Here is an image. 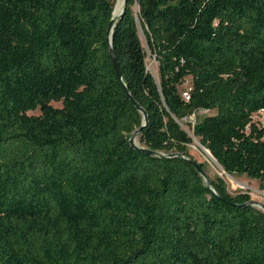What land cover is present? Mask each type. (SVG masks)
Wrapping results in <instances>:
<instances>
[{
    "label": "trees",
    "instance_id": "1",
    "mask_svg": "<svg viewBox=\"0 0 264 264\" xmlns=\"http://www.w3.org/2000/svg\"><path fill=\"white\" fill-rule=\"evenodd\" d=\"M126 1L0 0V264H264V212L178 122L211 111L200 145L264 181V0Z\"/></svg>",
    "mask_w": 264,
    "mask_h": 264
},
{
    "label": "rangeland",
    "instance_id": "2",
    "mask_svg": "<svg viewBox=\"0 0 264 264\" xmlns=\"http://www.w3.org/2000/svg\"><path fill=\"white\" fill-rule=\"evenodd\" d=\"M117 0H114V7ZM123 5V2H122ZM143 38V37H142ZM143 45L147 52L146 66L152 75L158 76L157 62L153 56H151L150 51L147 48L144 38L142 39ZM189 80L184 81L183 86L186 88L189 86ZM54 106H59L58 102L52 103ZM29 114H38V110L29 111ZM209 110H197L191 115L186 116L179 120L181 127L192 137V143L188 146L189 152L192 155L194 161L201 162L204 164V175L208 180L220 177L224 180L227 190L230 194L235 195L238 192H247L250 196L251 201L254 202V206L261 209L264 212V181L251 179L246 176H236L226 174L220 166H218L215 161L211 158L207 151L200 145L198 138L193 134V127L197 121H199L203 116L210 114ZM253 120L258 124L264 122L263 111L253 114ZM138 144V137L136 136ZM205 181V180H204Z\"/></svg>",
    "mask_w": 264,
    "mask_h": 264
},
{
    "label": "water",
    "instance_id": "3",
    "mask_svg": "<svg viewBox=\"0 0 264 264\" xmlns=\"http://www.w3.org/2000/svg\"><path fill=\"white\" fill-rule=\"evenodd\" d=\"M126 3H127V1H126V0H123V5H122L121 10L119 11V13H118L117 15H114L113 12H112V19H111V22H110V25H111V26H112L113 21L115 20V18H116V17H119L120 15H122V13H123V11H124V8H125V6H126ZM111 26H110V28H109V31L111 30ZM108 38H109V43H110V42H111V34L109 35ZM109 53H110V57H111V59H112V63H113V66H114L115 72H116L118 78L121 80L120 71H119V68H118V66H117V63H116V61H115V59H114V56H113V53H112V50H111V49H109ZM122 86H123V89H124V91H125V93H126L128 99H129V100L131 101V103L135 106V108H136L137 110H139V111L142 113V115H143L142 125H141L138 129H136V130L133 132V134H132L131 137L129 138V143H130L133 147L139 148V149H141L142 151H144V152H146V153H150V152H151L150 150L145 149V148H142V147H139V146L135 143V138H136V136H138V134L143 130V128H144V126H145V124H146V121H147V113H146V111L143 110V109L140 107V105L134 100V98H133L132 95L128 92V90L126 89V87H125V85H124L123 83H122ZM201 146H202V145H201ZM202 147H203V146H202ZM203 148H204V147H203ZM204 149H205V148H204ZM205 150L209 153V155L211 156V158H212V159L215 161V163L219 166L218 162L212 157L211 153H210L207 149H205ZM173 155H174V156H177V155H179V154H178V153H174ZM181 157H183L188 163H190L191 165L195 166L197 169L200 170V168H199V166H198V164H197L196 161H194V160H192V159H190V158H186V157H184V156H181ZM200 172H201V174L203 175L204 180L206 181V186H207V188H208V189H209L214 195H216V192H215L214 189L210 186V182H209V180L206 178V176L204 175V172H203L202 170H200ZM248 203H249L250 205H254V202L251 201V200H250ZM263 208H264V207H263Z\"/></svg>",
    "mask_w": 264,
    "mask_h": 264
},
{
    "label": "bare ground",
    "instance_id": "4",
    "mask_svg": "<svg viewBox=\"0 0 264 264\" xmlns=\"http://www.w3.org/2000/svg\"><path fill=\"white\" fill-rule=\"evenodd\" d=\"M122 2H123V0H117L116 1L115 7L113 9L114 15H117L119 13V11L121 10ZM135 140L137 141V138H135ZM207 154H209V153L207 152Z\"/></svg>",
    "mask_w": 264,
    "mask_h": 264
},
{
    "label": "built area",
    "instance_id": "5",
    "mask_svg": "<svg viewBox=\"0 0 264 264\" xmlns=\"http://www.w3.org/2000/svg\"><path fill=\"white\" fill-rule=\"evenodd\" d=\"M184 96H185V98H186V99H188V96H187V94H186V93H184Z\"/></svg>",
    "mask_w": 264,
    "mask_h": 264
}]
</instances>
